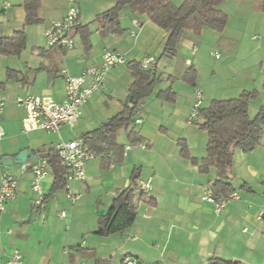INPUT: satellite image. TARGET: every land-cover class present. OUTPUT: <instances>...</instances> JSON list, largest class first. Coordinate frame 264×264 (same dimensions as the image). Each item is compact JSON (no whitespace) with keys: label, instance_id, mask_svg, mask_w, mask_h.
I'll return each mask as SVG.
<instances>
[{"label":"crops","instance_id":"obj_1","mask_svg":"<svg viewBox=\"0 0 264 264\" xmlns=\"http://www.w3.org/2000/svg\"><path fill=\"white\" fill-rule=\"evenodd\" d=\"M38 1L42 23L25 27L24 0H0L2 36L12 37L22 29L27 35L21 55H0V100L6 101L0 113L5 131L0 139V182L4 172L17 181L14 200L0 213V264H7L15 250L21 252L24 264H125L126 258L135 264H212L216 260L264 264L263 228L258 221L264 207V128L253 152H234L227 182L241 200L231 202L221 214L202 200L203 188L217 179V170L211 168L202 174L199 165L182 157L179 146L185 141L198 161L207 154L208 134L198 128L197 120L189 123L196 89L204 92L205 107L214 100L255 92L257 98L249 104L250 116L255 118L264 108V0L221 3L218 10L228 17L225 30L219 33L205 28L200 34L184 33L174 58L163 56L168 32L128 9L120 18L124 33L103 36V22L98 17L115 6L110 0L75 3L79 5L80 26H89L88 44L81 32H75L72 50L47 49L46 26L63 19L71 2ZM184 1L175 2L181 5ZM106 51L125 55L127 63L112 69L74 126H65L56 134L23 132L26 111L16 103L18 98L40 95L63 102L64 72L81 77L87 68L101 63ZM146 56L156 57L157 71L172 76L175 82L160 83L138 105L139 114L135 115L142 123L117 133L116 143L124 148L122 159L112 153L96 156L86 165L85 181H68L53 196L54 176L49 168L42 181L45 201L36 205L33 171H23L17 163L5 166L1 159L16 158L28 150L41 160L59 142L83 139L120 114L133 82L127 64L140 63ZM191 68L197 72L195 86L183 81ZM9 71L16 75L9 78ZM169 89L175 94L173 100L159 97ZM134 176H139L137 187L142 182L151 183L144 199L139 200L140 192L136 191L134 224L123 234L97 235L100 217L109 212L119 191L133 186ZM69 192L81 195V199L71 203Z\"/></svg>","mask_w":264,"mask_h":264},{"label":"trees","instance_id":"obj_2","mask_svg":"<svg viewBox=\"0 0 264 264\" xmlns=\"http://www.w3.org/2000/svg\"><path fill=\"white\" fill-rule=\"evenodd\" d=\"M115 6L108 12L100 15L98 19L103 22L101 33L122 35L121 13L128 9L131 14L147 17L161 29L168 32V37L163 56L174 58L182 36L186 32L200 34L208 28L216 32H223L228 23V17L218 10V6L227 0H185L181 5L171 0H110ZM23 7L26 11L25 27L42 23L39 17L41 3L38 0H24ZM0 25V55L19 56L26 49L27 35L25 29L15 32L12 37L2 36ZM81 32L84 41L88 44L90 36L89 26H80L79 20L74 30ZM133 82L129 90L130 102L124 106L123 111L102 124L98 129L84 136L86 145L97 157H104L108 153L114 154L121 160L124 148L116 143V135L122 129L135 125L136 110L142 100L150 97L157 86L165 81L175 82V79L157 69L152 72L142 71L140 64L131 61L127 64ZM16 75L14 71L8 72V77ZM197 72L194 68L188 70L183 81L195 86ZM175 96L172 89L160 93L159 97L172 98ZM257 98L255 92H244L240 97L231 100H214L208 107H204L196 123L198 128L208 134L207 154L201 160L193 158L185 141H180L181 155L193 164L199 165L202 174H208L211 168L218 172L217 179L212 183L213 193L218 197H228L234 192L227 182V175L233 166V157L236 150L251 153L259 145L264 128V108L255 118L249 114V104ZM131 135H135L131 131ZM43 159L48 160L54 185L50 196L67 186L66 171L55 152V148L48 151ZM133 177V186L119 191L114 199L109 212L100 217L97 235L108 237L123 234L132 227L137 218L136 201L145 198V193H140L137 199V179ZM151 205L154 200H147ZM102 264V263H101ZM212 264H231L223 261H214Z\"/></svg>","mask_w":264,"mask_h":264},{"label":"built area","instance_id":"obj_3","mask_svg":"<svg viewBox=\"0 0 264 264\" xmlns=\"http://www.w3.org/2000/svg\"><path fill=\"white\" fill-rule=\"evenodd\" d=\"M176 1V0H171ZM71 6L66 16L58 21L49 22L46 26L44 36L47 49L60 47L64 50H72L75 45L74 30L77 26L80 11L75 6L77 0H70ZM135 36V35H133ZM217 58H220L216 54ZM127 58L118 52L106 51L102 61L97 66L87 68L81 77H71L66 71L64 77L66 80V97L61 103L54 101L50 97L40 95H27L17 99L16 103L26 111V117L23 123V132L31 133L33 131H45L48 133H59L65 126H74L83 115V110L104 84L106 77L115 67L125 65ZM140 68L145 72L155 71L157 59L154 56L144 57ZM6 101L0 100V113L4 111ZM205 107V95L201 89H196L194 93V102L191 108L189 123L198 120L202 109ZM139 114V109L136 110ZM136 124L142 123L140 117L136 116ZM5 136V131L0 124V139ZM129 149V148H128ZM61 165L66 171L67 180L70 182H83L87 179L86 165L89 161L95 159V153L86 145L84 139H77L70 142H59L55 146ZM49 162L41 159L32 165L23 164V171L31 169L34 174L32 183L33 191L38 195L36 205H42L45 201L42 190V181L49 174ZM17 181L9 172H4L0 182V213L6 212L7 204L14 200L16 195ZM151 190V183L142 182L138 186V191L147 194ZM71 203L75 204L81 199V195L69 192L67 195ZM202 200L215 206V212L221 214L227 206L233 201L241 200L238 192H233L228 197H218L213 193L211 186L203 188ZM65 217V213L61 214ZM258 221L261 224L262 238L264 239V207L260 210ZM7 264H24L23 256L20 251H13ZM91 264V263H83ZM125 264H135L131 259L126 258Z\"/></svg>","mask_w":264,"mask_h":264},{"label":"water","instance_id":"obj_4","mask_svg":"<svg viewBox=\"0 0 264 264\" xmlns=\"http://www.w3.org/2000/svg\"><path fill=\"white\" fill-rule=\"evenodd\" d=\"M130 102V99H128L126 101V104H128ZM134 122L136 121V118L133 119ZM2 163L5 165V166H10L14 163H17V164H29L30 161H32V163H37L39 161V159L34 156L33 152L32 151H28V150H25L23 152H21L16 158H12V157H3L1 159Z\"/></svg>","mask_w":264,"mask_h":264},{"label":"rangeland","instance_id":"obj_5","mask_svg":"<svg viewBox=\"0 0 264 264\" xmlns=\"http://www.w3.org/2000/svg\"><path fill=\"white\" fill-rule=\"evenodd\" d=\"M79 4H80V7H81V4L83 5V2H80ZM75 6L78 8L79 5L76 4Z\"/></svg>","mask_w":264,"mask_h":264}]
</instances>
